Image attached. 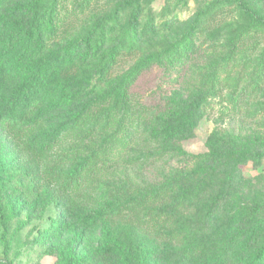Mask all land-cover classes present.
<instances>
[{"label": "rangeland", "instance_id": "obj_1", "mask_svg": "<svg viewBox=\"0 0 264 264\" xmlns=\"http://www.w3.org/2000/svg\"><path fill=\"white\" fill-rule=\"evenodd\" d=\"M244 2L264 16V0ZM114 12L100 50L98 22ZM191 28L193 53L180 68L153 63L123 86L134 61L163 55ZM87 36L89 47L80 42L77 54H67ZM229 53L212 81L208 66ZM0 56L21 74L43 72L62 100L48 122L0 125V264H66L69 255L75 264H250L256 257L264 241V26L237 3L0 0ZM122 86L124 103L103 97ZM195 89L213 94L174 151L150 143L149 130H133L141 119L166 118L179 106L174 96ZM58 125L67 131L56 144L31 148L33 134L42 141ZM196 166L195 179L185 177ZM231 169L241 176L235 190L208 214ZM254 204L261 211L249 218Z\"/></svg>", "mask_w": 264, "mask_h": 264}, {"label": "trees", "instance_id": "obj_2", "mask_svg": "<svg viewBox=\"0 0 264 264\" xmlns=\"http://www.w3.org/2000/svg\"><path fill=\"white\" fill-rule=\"evenodd\" d=\"M233 1L241 8L243 15L248 18L249 22L264 26V16L246 4L244 0H225L227 3H231ZM39 4H41V2H39ZM125 8L126 5L121 4L117 6L116 10L123 11ZM51 10L53 11V9ZM33 12L34 11L31 9V15H34ZM40 14L42 18L41 22L44 23L46 21L44 12H41ZM115 15V12L111 13L101 18L98 22L100 25V50L106 44L104 25L113 18L111 16ZM51 16L52 12L49 13L50 18ZM136 17L137 14L135 12L131 13L130 25L134 34ZM40 24V20L38 19L37 25ZM49 28L50 29H46V31L50 30L49 34H52V26ZM193 29L191 28V31H189L179 41H177L169 50H166L163 55L159 56L158 54H150L134 61L133 64L123 74V86H125L127 83H130L141 70L153 63H157L161 66L167 65L169 69L180 68L193 53ZM26 33L30 43L34 44L37 52H40L42 49V42L40 41L39 36L31 29ZM88 40L89 37L87 36L84 41H75L74 43L69 44L66 49V51H68L67 54H77L78 50L80 49V42H84L86 46L89 47ZM86 53L87 51L85 54ZM230 57V53L226 54L221 59L214 60L210 66H208V68H210L209 76L212 81L216 80L215 74L218 66L229 63ZM123 86L117 95H113L112 92H108V94L103 95V97L107 96L112 98L114 104L124 103L125 91L123 90ZM210 90L211 89H195L190 94L183 97L180 95H175L174 100H177L179 105L177 109L168 111L166 118L160 119V114H156L150 121H146L144 119L136 121V123H133V130L139 129L141 132L149 130L148 141L150 143L162 144L163 152L168 153L174 151L176 149L174 146V140L177 137L186 139L189 136L190 131L195 126L196 121L200 119L203 108L206 105L207 97L213 94V92ZM61 103L62 100L56 97V94L52 93V90L49 89L48 77L43 72L31 69L21 74L19 65L8 63L0 56V125L16 124L17 127L22 130L32 128L40 122H48L47 120L50 118L53 108L60 106ZM66 131L67 126L65 125H58L49 131L45 130L43 131L42 141L37 138L36 134H33L29 140L30 146L38 153L43 152L49 149L52 145L56 144ZM3 146L4 145L0 136V150L3 149ZM181 155H185V157H187L184 151H181ZM198 167L199 166H196L191 171L186 172L187 176L185 177H189L194 180L198 170L200 169ZM223 175L225 178L217 185L215 193L211 195V199L206 210L208 214H211L213 211L219 208L220 203H222L225 198L235 190V185H237L241 178L238 169L228 170ZM213 183H216V181L207 183L210 189L214 187ZM260 211L261 205L254 204L252 208L249 209L248 217L255 218L257 215H259ZM103 232L105 236H108L109 238L112 237L105 226H103ZM107 248L108 250L111 249L109 243L107 244ZM263 254L264 241L260 251L250 264H256L257 259H259V257ZM75 261L76 258L73 255H69L66 264H75Z\"/></svg>", "mask_w": 264, "mask_h": 264}]
</instances>
